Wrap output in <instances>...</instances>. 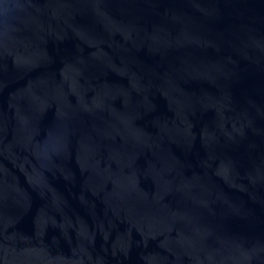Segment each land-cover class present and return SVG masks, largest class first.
Here are the masks:
<instances>
[{
  "label": "water",
  "instance_id": "obj_1",
  "mask_svg": "<svg viewBox=\"0 0 264 264\" xmlns=\"http://www.w3.org/2000/svg\"><path fill=\"white\" fill-rule=\"evenodd\" d=\"M0 264H264V0H0Z\"/></svg>",
  "mask_w": 264,
  "mask_h": 264
}]
</instances>
